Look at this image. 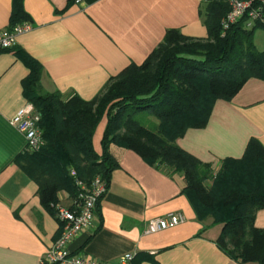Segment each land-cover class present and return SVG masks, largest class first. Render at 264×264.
Instances as JSON below:
<instances>
[{
  "label": "crops",
  "instance_id": "obj_1",
  "mask_svg": "<svg viewBox=\"0 0 264 264\" xmlns=\"http://www.w3.org/2000/svg\"><path fill=\"white\" fill-rule=\"evenodd\" d=\"M206 0H22L34 28L18 36L17 45L0 53V264H43L60 234L57 218L42 203L39 186L17 163L26 140L11 125L28 99L23 81L30 71L19 58L26 53L43 67L42 88L96 98L108 82L132 64L141 65L168 31L205 40ZM14 0H0V30L10 26ZM105 116L94 137L102 155ZM264 146V81L249 80L231 100L214 105L206 127L190 129L177 144L216 170L223 160L240 159L249 142ZM118 167L98 203L93 228L69 245L72 253L102 264H118L135 253L133 264H240L216 244L186 196L185 179L148 164L139 154L111 144ZM71 207L69 195H59ZM182 212L185 223L147 234L148 222ZM264 229V209L256 215Z\"/></svg>",
  "mask_w": 264,
  "mask_h": 264
},
{
  "label": "trees",
  "instance_id": "obj_2",
  "mask_svg": "<svg viewBox=\"0 0 264 264\" xmlns=\"http://www.w3.org/2000/svg\"><path fill=\"white\" fill-rule=\"evenodd\" d=\"M229 11L226 0H206L207 39L168 31L143 64L127 67L91 101L44 91L41 64L18 53L30 71L23 88L41 115L45 146L16 161L38 184L42 203L55 217L59 195H77L71 170L86 183L100 176L108 186L118 167L110 153L115 144L150 165L183 175L184 192L199 221L211 219L219 227L218 247L240 264H264V229L255 225L264 209V146L252 139L242 158L223 160L216 172L177 144L188 130L207 126L217 101H231L251 79L264 81V51L255 44L264 26L248 30L239 23L222 36ZM26 21L22 0H14L10 26ZM105 116L99 155L93 137Z\"/></svg>",
  "mask_w": 264,
  "mask_h": 264
},
{
  "label": "built area",
  "instance_id": "obj_3",
  "mask_svg": "<svg viewBox=\"0 0 264 264\" xmlns=\"http://www.w3.org/2000/svg\"><path fill=\"white\" fill-rule=\"evenodd\" d=\"M230 11L222 21V36L234 25L243 23L251 30L264 26V0H226ZM81 4L82 0H74ZM34 28L32 22L26 21L15 26L0 30V53L13 49L17 45V38L30 32ZM41 115L36 108L28 103L11 120V125L24 135L26 151L39 152L45 146L43 131L40 127ZM77 195L71 207L55 206L56 218L60 224V234L47 252L43 264H102L92 258L72 253L69 245L81 233L93 228L98 203L106 194L108 186L100 177H95L90 183L78 178L75 170H71ZM182 212H170L165 216L156 217L148 222L146 233H158L185 223ZM135 253L121 256L118 264H133Z\"/></svg>",
  "mask_w": 264,
  "mask_h": 264
},
{
  "label": "rangeland",
  "instance_id": "obj_4",
  "mask_svg": "<svg viewBox=\"0 0 264 264\" xmlns=\"http://www.w3.org/2000/svg\"><path fill=\"white\" fill-rule=\"evenodd\" d=\"M255 44H256V47H257V49L259 51H261V52L264 51V32L263 31H257L256 32V34H255ZM217 170H216V172H217ZM62 196H64V193H62ZM60 204H62V203L60 202ZM203 223L210 230V232H209L210 234H214L216 231H218L217 229H219V227H215L212 224L213 222H212L211 219H208V220L204 221Z\"/></svg>",
  "mask_w": 264,
  "mask_h": 264
}]
</instances>
